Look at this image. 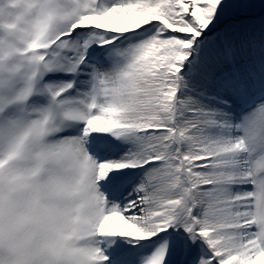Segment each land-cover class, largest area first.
I'll return each mask as SVG.
<instances>
[{"label": "snow or ice", "instance_id": "1", "mask_svg": "<svg viewBox=\"0 0 264 264\" xmlns=\"http://www.w3.org/2000/svg\"><path fill=\"white\" fill-rule=\"evenodd\" d=\"M0 264H264V0H0Z\"/></svg>", "mask_w": 264, "mask_h": 264}]
</instances>
